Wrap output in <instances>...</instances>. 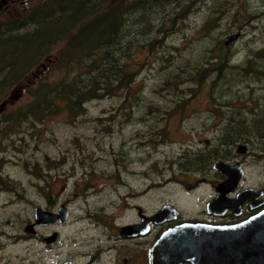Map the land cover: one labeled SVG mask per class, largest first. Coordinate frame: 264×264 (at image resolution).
Listing matches in <instances>:
<instances>
[{"label": "rangeland", "instance_id": "obj_1", "mask_svg": "<svg viewBox=\"0 0 264 264\" xmlns=\"http://www.w3.org/2000/svg\"><path fill=\"white\" fill-rule=\"evenodd\" d=\"M17 3L3 4L0 15L22 7ZM115 11L99 53L83 55L56 78L79 80L94 60L92 73L103 85L128 65V90L17 123L13 131L0 125V182L8 188L0 187V207L8 215L28 214L41 200L37 190L65 185L59 200H68V233L80 239L78 246L103 240L106 248L102 225L95 223H131L139 210L153 214L164 204L178 209L179 220L209 218L213 158L225 157L227 149L223 118L239 115L235 105L242 101L251 107L256 95L249 86L264 84V0H124ZM237 31L240 39L226 45ZM65 44L52 56L60 57ZM23 82L0 96L5 115L29 99ZM255 183L242 186L264 188ZM30 248L26 242L24 249ZM71 257L82 261L74 247Z\"/></svg>", "mask_w": 264, "mask_h": 264}, {"label": "flooded vegetation", "instance_id": "obj_2", "mask_svg": "<svg viewBox=\"0 0 264 264\" xmlns=\"http://www.w3.org/2000/svg\"><path fill=\"white\" fill-rule=\"evenodd\" d=\"M93 1L96 8H117L124 0ZM12 2L25 5L27 0H1L0 8L3 4L8 5ZM177 16L182 19L185 14L180 13ZM233 34H238V37L228 44L225 40L226 45H234L242 35L240 31ZM250 70L255 72L257 69L252 68ZM251 86H249V90H252V93L256 95L252 98V106L246 105V100L242 101L235 105V109L240 113L239 115L223 118L226 123L227 149L225 157L213 158L212 165L215 172L214 179L216 180L214 185L216 193L213 198L218 195L217 186L226 179V174L215 167L217 160L237 164L241 170L240 187L230 193L229 196H236L240 190L246 188H254L242 186L243 183H248V181H255V184L264 185V93L260 98L257 97L260 96L259 91L264 90V84L261 87ZM248 122L251 125H248ZM64 186L62 185L58 191L55 190V187L49 188L48 191L46 189L37 190L41 200H35L28 214H23L20 211L18 213L11 212L8 215L7 208L0 207V264H100L105 262L108 257H110V260L108 259L105 264H151L152 246L164 229L175 223L185 221L178 219V212L177 219L172 221L174 223L156 224L150 222V228L147 232L131 234L124 230L123 226L139 223L144 215H150L139 210L138 219L131 223L119 225L117 222L109 221V218L106 222L95 223L99 227L102 225L100 230H102V234L106 236L108 242V245H106V239L104 240L103 245L106 248L100 246L103 240L100 243L87 241L78 246L77 242L80 243V239H74L68 233L71 225V210L68 206V200H59L60 195L65 191ZM0 187L8 190L7 184L3 180L0 182ZM254 189L262 193L258 199L261 200V204L257 208H253L252 201H248L242 205L239 214L236 213L234 208H229L224 214L219 215L209 213L206 207L205 214L209 218L201 220L213 223H233L244 220L262 210L264 208V188ZM158 227L160 229L153 234ZM71 237L74 239L73 241H71ZM119 241H122L121 244L113 245L114 242ZM136 241L140 247V254L138 255L135 252ZM26 242L32 243L33 248L25 250L24 244ZM40 246H42V250L39 248ZM73 247L76 250V255L81 257L82 261H77L71 257Z\"/></svg>", "mask_w": 264, "mask_h": 264}, {"label": "trees", "instance_id": "obj_3", "mask_svg": "<svg viewBox=\"0 0 264 264\" xmlns=\"http://www.w3.org/2000/svg\"><path fill=\"white\" fill-rule=\"evenodd\" d=\"M115 10L96 8L93 0H27L16 11L0 15V96H8L26 80L24 90L29 97L6 115L0 111L2 127L13 131L17 123L39 122L81 107L90 98L120 95L128 90V83L133 82L128 65L103 85L92 73L94 60L81 71L79 80L67 83L56 78L61 68L73 66L83 55L99 53L110 36L106 31L114 29ZM64 42L61 56H52V51ZM85 81L88 84L80 87Z\"/></svg>", "mask_w": 264, "mask_h": 264}, {"label": "water", "instance_id": "obj_4", "mask_svg": "<svg viewBox=\"0 0 264 264\" xmlns=\"http://www.w3.org/2000/svg\"><path fill=\"white\" fill-rule=\"evenodd\" d=\"M237 37L238 34L230 35L226 43H232ZM215 167L226 174V179L217 186L218 195L207 202L209 213L222 215L234 208L239 214L245 202L252 201L253 208L261 204L258 199L262 193L254 188L229 196L240 187L242 173L237 164L217 160ZM177 216L174 205L164 204L157 212L144 215L141 222L127 224L123 229L131 234L145 233L150 222L164 224L175 221ZM185 263L264 264V208L238 222L185 220L165 228L152 246L151 264Z\"/></svg>", "mask_w": 264, "mask_h": 264}]
</instances>
